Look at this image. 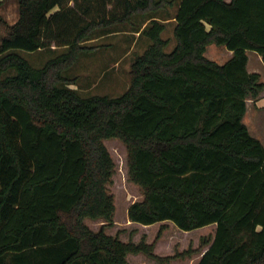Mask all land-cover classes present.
Returning <instances> with one entry per match:
<instances>
[{"label": "trees", "instance_id": "obj_1", "mask_svg": "<svg viewBox=\"0 0 264 264\" xmlns=\"http://www.w3.org/2000/svg\"><path fill=\"white\" fill-rule=\"evenodd\" d=\"M174 7L166 52L157 15ZM17 12L13 24L0 17V264H130L129 254L169 264L198 254H154L164 225L153 243L105 233L115 212L110 139L124 145L127 178L142 194L131 223L215 225L197 264H264V146L243 123L264 90L246 67L248 51L264 65V0H17ZM122 28L148 42L130 61L128 88L80 95L64 73L93 55L87 42ZM212 44L231 52L225 63L205 56ZM60 48L40 68L17 52ZM85 220L106 224L93 231Z\"/></svg>", "mask_w": 264, "mask_h": 264}, {"label": "rangeland", "instance_id": "obj_2", "mask_svg": "<svg viewBox=\"0 0 264 264\" xmlns=\"http://www.w3.org/2000/svg\"><path fill=\"white\" fill-rule=\"evenodd\" d=\"M0 2V17L8 24H13L18 16L17 0H0ZM175 13L176 7L169 9L167 14L160 12L157 15L159 19H165V30L162 33V38L168 41L166 52H170L175 46L173 38L174 22L172 18ZM86 44L84 46L93 49L91 51L93 55L82 56L70 70L64 73L69 77H76V86L71 85L70 87L77 89L82 96L106 95L118 97L128 88L129 66L133 55L141 54L148 42L145 38L139 37L138 33H131L129 28H122L120 32L104 35ZM63 51L64 49L60 48L53 51L17 52L33 67L40 68L47 60L58 56ZM227 52L224 46L212 44L206 48L205 56L221 65L229 59ZM248 58L247 71L260 74L264 84V65L261 61L258 62L257 54L254 52L248 51ZM247 104L249 111L246 117L243 118V123L249 128L250 135L254 138L256 137L264 146V115L260 117L261 114H258L253 109L251 100ZM104 144L115 165L112 183L108 186V191L114 198L115 212L113 224L109 227H104L105 233L110 236L118 234L119 239L123 242L132 241L138 243L140 238L144 236L147 243H153L159 227L164 225L166 230L161 234L155 245L157 255L160 257L173 256L183 252H192L198 248V254L174 259L169 263L197 264L202 252L205 251L204 248H200V243L202 239L206 240L214 235L215 225L185 232L179 230L170 222L157 223L150 226L131 223L127 217V210L131 204L141 200L142 194L140 189L127 178L126 149L124 145L115 139L105 140ZM85 224L91 230L98 231L106 223L102 220H85ZM126 259L130 264H160L141 254H129Z\"/></svg>", "mask_w": 264, "mask_h": 264}, {"label": "crops", "instance_id": "obj_3", "mask_svg": "<svg viewBox=\"0 0 264 264\" xmlns=\"http://www.w3.org/2000/svg\"><path fill=\"white\" fill-rule=\"evenodd\" d=\"M226 2H229L230 0H225ZM228 51V50H227ZM247 54V68H248V65H249V58H248V52L246 53ZM227 56H228V58L231 56V52L230 51H228L227 52ZM257 60H258V62H260L261 61V63H262V60H261V57L259 56V55H257ZM263 64V63H262ZM264 90L260 93V95H259V97L258 98H256L255 100H251L252 101V104H253V109L258 113V114H261L260 115V117L261 116H263L264 115ZM249 102V100L247 101V103ZM246 103V104H247ZM248 111H249V107H248V104H247V109H246V114H245V116H244V118L246 117V115H247V113H248ZM264 117V116H263ZM264 119V118H263ZM262 119V120H263ZM264 122V121H263ZM245 126L247 127V125L245 124ZM247 129H248V131H249V133H250V130H249V128L247 127ZM256 138V137H255ZM154 254H156L157 255V253H156V249H155V247H154ZM198 263V262H197Z\"/></svg>", "mask_w": 264, "mask_h": 264}]
</instances>
